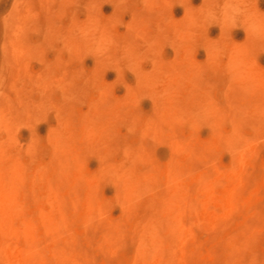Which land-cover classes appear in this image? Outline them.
<instances>
[{"label":"rangeland","instance_id":"374dc122","mask_svg":"<svg viewBox=\"0 0 264 264\" xmlns=\"http://www.w3.org/2000/svg\"><path fill=\"white\" fill-rule=\"evenodd\" d=\"M6 18L9 27L2 25ZM6 56L0 201L7 180L46 184L34 168L53 162L47 150L54 130L87 128L97 138L108 134L136 147L146 139L153 166L140 163L135 172L160 199L174 189L192 198L186 212L198 220L190 229L207 245L190 260L179 253L170 264H224L227 252L220 248L214 261L209 246L236 232L254 235L248 239L264 264V0H0V70ZM69 88L74 95H67ZM113 148L120 160L123 146ZM6 166L19 177H6ZM69 174L60 177L63 184L82 179L91 185L105 219L123 218L102 152L80 155ZM241 190L248 193L246 205L234 210ZM12 228L2 237L0 264H22L21 226ZM242 248L237 260L256 264ZM122 254L75 263L119 264ZM127 255L124 264H153L159 257Z\"/></svg>","mask_w":264,"mask_h":264},{"label":"bare ground","instance_id":"6f19581e","mask_svg":"<svg viewBox=\"0 0 264 264\" xmlns=\"http://www.w3.org/2000/svg\"><path fill=\"white\" fill-rule=\"evenodd\" d=\"M2 25L9 27L10 19H4ZM95 42L94 48L101 49L102 43L98 40ZM10 63L8 56L2 61L0 76H3V81ZM70 94L74 95L72 88L67 90V95ZM183 111L184 107L181 106L180 113L183 114ZM185 123L180 119L177 125L183 126ZM1 129L3 127L0 126ZM116 142L123 146L120 158L124 162L116 159L118 152L113 148ZM149 143L150 140L145 139L136 147L108 134L97 138L87 128L81 133L54 130L47 150L53 162H42L34 168L36 178L44 180L46 184L26 186L7 180L2 185L3 211L0 218L5 222L3 226L0 224V244L2 237L18 223L21 226V240L17 247L22 264H76V260L92 262L97 257L113 256L119 252L123 253V260L119 264H124L129 252L143 258L159 256L153 264H170L180 255L182 260H190L192 255L199 254L207 245L195 238V233L190 229L198 220L186 212L192 198L184 197L181 190L174 189L168 198L160 199V191L157 192L149 182L142 181L135 172L140 163L146 164V167L153 166L149 164ZM89 151L102 152V158L106 161L107 171L117 187L118 203L122 206L123 218L119 221L105 219V208L102 201L93 195L91 185H86L82 179L73 185H65L60 180L61 176L70 178L69 172L78 163L80 155ZM188 156L182 155L187 159ZM178 169L181 171L182 168ZM3 171L6 177H19V172L9 166ZM152 191L155 192L151 195ZM245 194H248L246 190L235 194V202L230 205L232 209L246 205ZM51 204L56 207L53 208ZM26 208L33 211L30 214L24 212L17 219V213ZM248 224L254 223L248 221ZM260 224L264 226V220ZM215 225L211 224V229L205 232L209 239L215 236ZM79 228H83L82 231ZM252 236L236 232L227 243L219 240L220 244L209 246L214 261L217 260V251L223 248L227 252L224 264H248L246 259L237 260V251L243 247L250 251L251 257L255 256L256 264L261 263L262 258L257 250H252V243L248 239ZM48 252L49 258L46 256ZM8 263L12 264L10 260Z\"/></svg>","mask_w":264,"mask_h":264}]
</instances>
